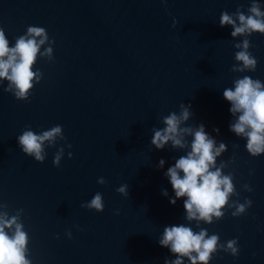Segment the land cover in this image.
<instances>
[{
	"label": "water",
	"instance_id": "95a60500",
	"mask_svg": "<svg viewBox=\"0 0 264 264\" xmlns=\"http://www.w3.org/2000/svg\"><path fill=\"white\" fill-rule=\"evenodd\" d=\"M6 36L14 46L21 35ZM50 39L54 61L38 58L34 70L44 75L28 101L5 92L7 81L0 86V203L9 215L24 210L32 264H164L176 256L159 239L165 227L179 224L207 229L223 244L238 239V257L218 251L209 264H264V154L251 156L246 140L230 131L231 104L223 96L238 77L264 79L160 52ZM181 103L191 104L193 113L184 126L204 124L217 146H228L217 166L228 162L224 173H234L239 196L232 201L252 200L244 215L233 217V209H225L222 220L197 227L186 219V197L170 203L175 192L165 172L186 150L170 144L156 149L152 129L163 128L162 117L179 113ZM56 125L67 139L45 146L44 163L23 153L17 137L25 128L39 134ZM60 147L58 168L53 160ZM122 185H128L127 197L117 192ZM97 192L104 199L102 213L81 207Z\"/></svg>",
	"mask_w": 264,
	"mask_h": 264
},
{
	"label": "clouds",
	"instance_id": "9594fccd",
	"mask_svg": "<svg viewBox=\"0 0 264 264\" xmlns=\"http://www.w3.org/2000/svg\"><path fill=\"white\" fill-rule=\"evenodd\" d=\"M264 5L258 0H251L247 13L242 7L234 13L224 11L220 15L221 27L231 26L233 38L244 37L242 42L234 47L236 64L230 69L233 73L255 72L258 60L250 51L252 47L249 37L254 33L264 35ZM55 40L50 39L47 30L40 26H28L26 34L16 38L14 46H10L3 28H0V86L7 81L3 90L12 93L18 101H28L32 90L41 83L43 72L34 70L38 58L48 62L54 61L53 45ZM46 46V47H45ZM44 49L41 51V49ZM234 87L223 91L224 98L230 102L229 109L233 116L230 131L246 140V150L253 157L264 154V82L244 75L233 81ZM191 104L181 103L180 112H171L162 117L163 128H153L151 144L156 149L163 150L171 145L176 150H186V155L176 159L175 164L168 168L165 176L169 179L175 192V198H169L175 205L177 200L185 198L184 208L186 219L209 225L222 220L225 209H233L231 215L239 217L252 207V200L246 199L240 203L239 199L232 201L231 197L239 196L234 184V173H224L228 162H221L217 166V159L228 151L224 142H219L210 136L204 124L197 127L184 126L192 118ZM217 134L219 129H214ZM188 137H192L189 141ZM18 144L24 154L33 157L37 162L44 163L47 152L45 146L55 147L58 141H66L62 125H56L39 134L25 128L17 137ZM238 147V145H235ZM68 148L72 145L68 144ZM72 153H68L69 159ZM64 157V148L60 147L55 153L53 164L60 167ZM234 163V159L231 161ZM165 160L159 161V168H163ZM98 183L103 185L106 180L101 177ZM244 189L251 192L253 189L245 184ZM117 192L128 196V185H122ZM168 196V191L163 190ZM83 208L103 212L105 208L103 195L97 192ZM7 204L0 203V264H32L29 259L30 237L25 231L21 217L23 209L9 215ZM119 213L117 212V215ZM69 239L72 233H67ZM59 237L57 236V239ZM238 239H232L223 244L218 234L209 235L207 229L200 228L195 232L185 224L171 225L164 228L159 239L162 247L169 248L175 259H165L164 264H185V258L190 264H209L218 251L230 253L234 257L240 254Z\"/></svg>",
	"mask_w": 264,
	"mask_h": 264
}]
</instances>
